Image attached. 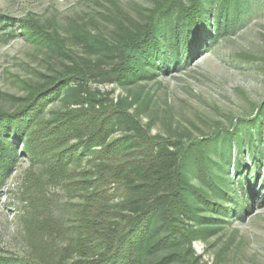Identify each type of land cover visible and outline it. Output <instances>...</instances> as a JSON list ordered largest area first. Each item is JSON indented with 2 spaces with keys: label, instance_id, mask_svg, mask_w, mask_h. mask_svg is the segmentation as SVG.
I'll use <instances>...</instances> for the list:
<instances>
[{
  "label": "trees",
  "instance_id": "16d2710c",
  "mask_svg": "<svg viewBox=\"0 0 264 264\" xmlns=\"http://www.w3.org/2000/svg\"><path fill=\"white\" fill-rule=\"evenodd\" d=\"M154 1L144 22L121 24L113 39L75 25L70 39L40 21L19 22L50 68L40 74L44 81L24 82L28 94L18 98L16 109L0 106V188L28 157L25 229L43 264H195L193 243L224 223L203 218L197 205L226 218L236 209L240 217L245 191L238 198L226 166L237 144L242 151L237 170L245 169L238 130L205 139L154 136L132 112L135 99L114 101L113 91L90 87L148 83L161 67L165 38L173 41L175 65L181 63L182 42L186 63L214 40L208 0ZM6 21L5 26H16L14 19ZM58 101L65 107L48 117V106ZM260 110L247 125L250 141L263 136L264 105ZM117 132L121 136L112 140ZM212 151L222 164L212 160ZM251 178L244 180L249 189ZM194 180L217 198L209 199ZM51 185L62 188L63 206L52 200ZM190 221L202 226L194 228ZM0 264H6L3 258Z\"/></svg>",
  "mask_w": 264,
  "mask_h": 264
},
{
  "label": "rangeland",
  "instance_id": "374dc122",
  "mask_svg": "<svg viewBox=\"0 0 264 264\" xmlns=\"http://www.w3.org/2000/svg\"><path fill=\"white\" fill-rule=\"evenodd\" d=\"M154 5V0H0L3 21H16V33L12 35L14 28L0 20V106L16 109L18 98L28 94L24 82L44 81L40 74H49L44 52L23 35L20 21H40L50 31L70 39L71 25L113 39L121 24L144 22ZM207 8L216 35L192 60L182 61L187 49L182 42L181 63L175 65L173 41L165 38L161 67L148 83L126 88L90 83V87L102 94L113 91L110 97L114 101L135 99L132 112L154 136L167 139L189 134L193 139H205L217 132L238 130L244 141L241 161L245 169L237 170L242 153L237 144H232L231 161L226 166L238 198L245 191L244 198L239 199L242 212L236 217L234 209L232 217L226 218L200 202L197 206L203 218L224 223L220 221L214 230L195 241L190 255L195 264H264V122L262 138L254 141H250L247 127L260 116L264 105V0H208ZM69 45L82 55L83 50L75 48L72 41ZM64 107V102L58 101L49 105L46 113L49 117ZM120 136L117 132L112 140ZM211 157L222 164L219 153L212 151ZM30 169L29 158L22 157L0 188V258L6 264L44 262L25 229L28 205L23 190L30 180ZM35 171L40 172L38 168ZM250 177L249 189L244 180ZM193 182L209 193V199L217 198L206 185ZM49 190L52 200L63 206L62 188L51 185ZM190 225L196 228L200 224L190 221Z\"/></svg>",
  "mask_w": 264,
  "mask_h": 264
}]
</instances>
